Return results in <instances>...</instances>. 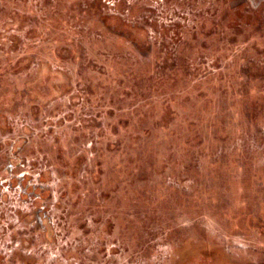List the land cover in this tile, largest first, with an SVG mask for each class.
Returning a JSON list of instances; mask_svg holds the SVG:
<instances>
[{
  "label": "rangeland",
  "instance_id": "374dc122",
  "mask_svg": "<svg viewBox=\"0 0 264 264\" xmlns=\"http://www.w3.org/2000/svg\"><path fill=\"white\" fill-rule=\"evenodd\" d=\"M0 264H264V0H0Z\"/></svg>",
  "mask_w": 264,
  "mask_h": 264
}]
</instances>
